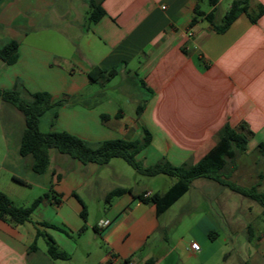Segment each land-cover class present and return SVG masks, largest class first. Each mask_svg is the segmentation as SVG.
<instances>
[{
	"label": "crops",
	"instance_id": "1",
	"mask_svg": "<svg viewBox=\"0 0 264 264\" xmlns=\"http://www.w3.org/2000/svg\"><path fill=\"white\" fill-rule=\"evenodd\" d=\"M7 1L0 7V40L6 27L13 25L16 36L10 40L18 42V59L9 66L0 60V89L18 86L23 92H47L52 103L63 101L56 119L53 112L45 115L50 131L98 143L137 141L146 128L151 142L137 157L145 166L163 159L174 166L198 163L216 145L217 133L225 124L238 129L246 123L253 132L247 154L259 152V145L264 144V14L256 23L241 14L228 30L217 33L203 18L191 25L198 4L206 14L213 10L206 0H93L105 12L96 23L89 21L90 0H84L88 8L85 16L74 15L67 3L55 4L52 11L54 0ZM220 3L215 9L217 24L227 12L220 9ZM259 7H264V0H250L251 13ZM38 27H61V48L27 41ZM49 34L46 39L51 38ZM113 68L118 73L111 81L120 79L133 90L127 95L134 107L132 116H127L122 103L102 92L111 81L102 88L90 79L98 69L107 72ZM139 106L143 109L138 114ZM51 160L50 155V164ZM53 160L50 185H36L45 191L43 195L53 190L55 198L45 197L24 224L0 219V264H264L263 209L256 215L258 236L239 243L241 256L236 260L228 259L227 248L217 241L200 243L189 236L197 228L204 233L217 230L212 218L229 214L227 195L222 197L219 211L196 203L184 216L181 212L178 222L169 215L196 184L202 195L206 194L212 180H193L189 191L158 215L154 203L135 196L165 193L176 178L163 191L148 184L136 189L117 185L98 194L92 176L100 179L112 160L106 165L83 164L61 153ZM8 169L1 163L0 175L10 173ZM11 175L12 182L20 186L35 185ZM93 182L90 202L96 198L104 204L95 224L89 222V202L82 195ZM3 185L4 180L0 191L6 193ZM9 186L13 196L10 192L6 195L16 206L27 207L43 196L18 204V196L23 201L21 191ZM119 187L132 194L107 204L108 193ZM75 195L86 206V220ZM248 199L247 210L251 211L256 201ZM165 216L168 218L163 220ZM103 222L108 224L101 226ZM47 237L69 259L53 260L47 253ZM36 239L37 251L29 252ZM185 240L199 243L200 250H193L191 244L185 247Z\"/></svg>",
	"mask_w": 264,
	"mask_h": 264
},
{
	"label": "trees",
	"instance_id": "2",
	"mask_svg": "<svg viewBox=\"0 0 264 264\" xmlns=\"http://www.w3.org/2000/svg\"><path fill=\"white\" fill-rule=\"evenodd\" d=\"M7 0H0V7ZM213 10L204 13L199 4L195 8V14L191 25H195L200 19H205L214 28L217 33H224L241 15L247 14L252 23L264 14V7H259L256 13H251L250 0H233L230 8L224 14L221 23L215 22L216 7L220 0H206ZM89 21L98 22L105 14L100 5L89 1ZM18 42L9 40L0 46V60L6 65H13L18 59ZM118 73L116 68L110 71L97 70L90 74V79L105 88ZM0 100L10 104L20 111L25 120V129L23 130L20 142L19 153L21 156H31L33 159L32 170L35 174L43 175L46 173L50 164V150L55 149L61 154L80 161L83 164L96 163L106 165L114 158L124 159L139 176L156 177L167 175L176 178L177 181L165 192H156L147 198L144 194L136 195L135 198L142 202H151L157 206L158 215L164 213L177 200L184 196L190 189L193 180L206 178L222 186L230 188L232 191L248 197L258 202L264 210V194L258 191V186L250 188L239 186L228 178H224L223 170L226 168L228 161H234L240 154L247 151V144L253 132L246 123L240 127L234 128L225 124L217 133V142L213 149L194 165L182 164L174 166L166 159L157 162L154 165L145 166L138 160V154L146 148L151 142V133L148 129H143V137L137 141L125 139H111L98 143H90L86 140L67 133L40 130V123L46 114L53 112V118H57V110L64 104L63 101L52 103V99L47 92L28 93L23 92L18 86L13 89H0ZM143 106L138 107V114L141 113ZM260 153L264 154V144L258 147ZM22 184L24 182L20 181ZM126 193H131L130 189L115 188L106 196V203L110 204L113 199L121 197ZM76 196V195H75ZM45 197L55 198L53 190L35 199L27 207L16 206L14 202L2 191H0V219L14 224H24L30 221L32 214L40 205ZM83 206L81 216L87 219V209L83 201L78 197ZM39 236V234H38ZM37 239L30 245L29 252L37 251ZM47 253L53 260H67L69 255L61 251L54 240L47 237Z\"/></svg>",
	"mask_w": 264,
	"mask_h": 264
},
{
	"label": "rangeland",
	"instance_id": "3",
	"mask_svg": "<svg viewBox=\"0 0 264 264\" xmlns=\"http://www.w3.org/2000/svg\"><path fill=\"white\" fill-rule=\"evenodd\" d=\"M231 1L232 0H221L220 9L228 10ZM7 3L8 1L3 5H6ZM66 3L72 5L74 15L75 13L77 14V12L82 16L86 15L88 8L84 0H54L52 11L56 7L55 4L63 5ZM206 5L208 4L205 1V8ZM13 30V25L6 27L2 38L3 41L0 40V46L8 42L13 36H16L14 35ZM31 32L32 33L26 39L27 41L30 40L31 43H36L39 46H47L51 49L54 48V50H59L63 44L61 27L60 30H57V27L52 29H49L48 27H38ZM46 34H49L48 36H51V38L46 39ZM102 92H105L108 96H112L118 102L122 103V108L127 116H132V114H134V107L132 103L130 104L128 101L129 98L127 97L128 94L133 92V90L127 83L120 79H115L107 84L106 89ZM47 117L48 116H45L40 123V130L43 132L50 131L47 120H44ZM24 129L25 120L23 114L10 104L4 103L3 106V102L0 100V164L5 163L6 166H9L8 170H10V173L6 171L4 172V175L3 173L0 175V181L4 180V190L6 193L10 192L9 194L12 196L13 192L10 190L9 185L19 187L21 191L20 196L23 201L20 200L18 196V204L21 202L24 204V202L28 200H34L37 196L43 195L45 191L40 190L36 184L50 185V172L55 164L53 158L55 155L59 154L57 150L51 149L50 155L52 160L48 172L45 175L35 174L30 169V165L33 161L32 157L21 156L20 153L18 154V147L20 148ZM3 137H5V144ZM11 173L16 174L18 177L23 178L28 182H33L35 185L30 187L20 186L19 184L12 182ZM223 174L224 178H228L229 181L239 186L250 188L256 185L258 186V191L264 194V154L259 153L258 151L250 154H247L246 152L240 153L234 161H228L226 168L223 170ZM92 178L93 181L97 183L96 188L98 187V194H102L105 190L117 185L133 187L136 189L148 184L155 191H163L169 186L170 181L173 179V177L167 175L156 178L139 176L122 158L112 159L110 166H107V168L106 166L104 167L100 179L97 178L96 175L92 176ZM208 184L209 185L206 188L207 191L205 190L206 194L204 195H202L199 185L196 184V186L186 194L173 210H171L169 215L173 217L174 222H178L181 218V212L182 216H184V214L190 211L192 206L196 203L202 207L211 205L216 211H219L218 205L222 200V197H226L225 195H227L229 214L219 215L218 217L216 216L212 218L217 230L210 233H204L200 228H197L192 231V235L189 233V236L191 239L196 238L200 243L208 241L212 244L217 241L222 244L223 247L227 248L228 251L225 256L230 260H236L241 256L239 243H248L251 241L249 240V237H252V235L255 237L258 236L259 224L256 215L262 211L263 207H261L258 202H252V204H254L251 210L252 212L248 211V204L251 203L248 198H243L242 195L232 191L230 188L219 186V184H216L215 182L209 181ZM93 185H95L94 182L82 193V195L89 202V222H94L95 224L101 213L100 206L104 204H101L96 198H94L93 202H90V197L93 195ZM214 213L215 212H213V214ZM167 218L168 216H165L163 220H166ZM215 233L218 234L217 239L214 238ZM190 244V240H185V247H189ZM42 245L44 244L42 243Z\"/></svg>",
	"mask_w": 264,
	"mask_h": 264
},
{
	"label": "built area",
	"instance_id": "4",
	"mask_svg": "<svg viewBox=\"0 0 264 264\" xmlns=\"http://www.w3.org/2000/svg\"><path fill=\"white\" fill-rule=\"evenodd\" d=\"M107 224H108V222H103V223H101V226H106ZM191 248L195 251H199L200 245H199V243L194 242L191 244Z\"/></svg>",
	"mask_w": 264,
	"mask_h": 264
}]
</instances>
